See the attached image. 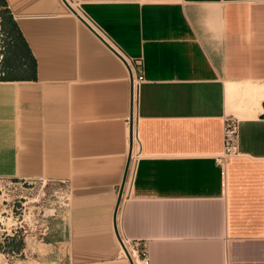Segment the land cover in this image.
<instances>
[{
  "label": "crops",
  "instance_id": "1",
  "mask_svg": "<svg viewBox=\"0 0 264 264\" xmlns=\"http://www.w3.org/2000/svg\"><path fill=\"white\" fill-rule=\"evenodd\" d=\"M1 1L21 37L7 50L3 38L0 180L65 185L70 198L34 258L131 264L115 224L132 148L129 70L63 0ZM77 1L145 78L122 236L150 264H264V0ZM229 119L239 154L224 182Z\"/></svg>",
  "mask_w": 264,
  "mask_h": 264
},
{
  "label": "built area",
  "instance_id": "2",
  "mask_svg": "<svg viewBox=\"0 0 264 264\" xmlns=\"http://www.w3.org/2000/svg\"><path fill=\"white\" fill-rule=\"evenodd\" d=\"M70 5H73V3L78 2L77 0H66ZM80 13L79 16L86 22V24L94 31L96 32L105 42L107 41L109 43V46L112 48V50L120 57V59L125 63L127 66V69L129 70V75L131 78V95H132V111L131 114L128 118V123L130 124L131 127V132H132V144H131V151L129 153V162H128V168L126 171V179H124L122 185L119 188V198L120 202H117V208H116V215H115V224L117 228V234L119 236V240L121 242V247L126 255L125 248L128 250L130 256L132 257L133 261L135 264H150V257L148 251L143 248L141 251H139V243H132L129 240H126L122 234L120 233V225H121V218H122V213L123 209L125 206V203L131 198L132 196V191L134 187V181H135V176H136V170H137V164L141 158L142 155V146H141V139L139 135V118L136 113V100H137V92L142 83L145 82L144 76L138 75L137 77L134 76L133 73V65L134 63L132 60L128 59L121 51L120 49L113 44L110 40H108L105 35L103 34L102 30L96 26V24L90 20V18H87V16L82 12L80 5H78ZM1 22L2 20L0 19V42L1 45H3V38L4 35L2 33V28H1ZM107 43V44H108ZM4 57V46L0 47V62L2 61ZM238 141H239V122L236 119H229L225 123V128H224V152L218 157V162L219 165L221 166L222 169V176L224 179V182L227 179V174H228V167L230 165L231 160L236 157L239 154L238 150ZM2 182H6V186L9 185H15V186H31L37 182L35 181H28V180H23V181H13V180H1ZM122 190V193H120ZM20 199H23L21 197ZM25 199V198H24ZM69 195L64 194L61 196V203L52 210H48V215L50 217H55L61 210L66 208L69 203ZM24 206L25 203L22 202V200L18 201V203H14L12 206L10 213L8 211H5L6 218L8 220H14V224H12L10 231L8 234L5 235L3 238V241H6V244H8L12 240H18L22 239L24 237L22 229L24 228L23 224V219L24 218ZM4 214V212H3ZM44 216H45V211H44ZM38 223V222H37ZM38 230V226L36 227V231ZM49 231V228L47 225H44L41 227V231L39 234V238H44ZM127 256V255H126Z\"/></svg>",
  "mask_w": 264,
  "mask_h": 264
},
{
  "label": "rangeland",
  "instance_id": "3",
  "mask_svg": "<svg viewBox=\"0 0 264 264\" xmlns=\"http://www.w3.org/2000/svg\"><path fill=\"white\" fill-rule=\"evenodd\" d=\"M73 5H75V9H79L78 5L80 4L78 2L73 3ZM1 46L3 45L0 42ZM5 184L6 182L0 180V264H56L36 261L34 258L35 253H33L31 246L40 241L39 234L41 227L47 225L48 221L52 218L48 215V210H52V208L62 202L61 196L67 194L68 189L65 185H43L41 182L24 187L15 185L6 186ZM21 197L23 199H20ZM20 200L25 203L24 218H22V225L24 226L22 232L24 237L17 241H24L26 247L23 251V256L19 255L16 251L12 252L9 249V245L6 244V241H3V238L8 234L12 224L15 222L14 220H8L6 218L5 211L11 214L10 210L12 206ZM37 226L38 230L36 231Z\"/></svg>",
  "mask_w": 264,
  "mask_h": 264
},
{
  "label": "trees",
  "instance_id": "4",
  "mask_svg": "<svg viewBox=\"0 0 264 264\" xmlns=\"http://www.w3.org/2000/svg\"><path fill=\"white\" fill-rule=\"evenodd\" d=\"M2 3L3 2L0 0V16H1L2 25H3V35L5 38V49L7 50V48H8L7 42L10 43L11 41H13L16 44V42H19L21 34L19 32L17 24L13 20V17L11 15L10 11H8L5 8L6 5H4ZM17 44L18 45L15 46V48H13V55L15 53L23 52V50L20 48L21 46H19V43H17ZM35 64L36 65L34 67L35 68L34 73L36 75L37 63L35 62ZM1 67H2V65H0V68ZM10 79H12V78L8 74L0 76V81H11ZM17 242H18L17 240H12L7 244V245H9V249H11L12 252L21 250L22 247ZM21 242L24 244L23 240Z\"/></svg>",
  "mask_w": 264,
  "mask_h": 264
},
{
  "label": "water",
  "instance_id": "5",
  "mask_svg": "<svg viewBox=\"0 0 264 264\" xmlns=\"http://www.w3.org/2000/svg\"><path fill=\"white\" fill-rule=\"evenodd\" d=\"M63 2L65 3V5L68 7V9L73 13V14H75L81 21H83L84 23H86L80 16H79V14L70 6V4L66 1V0H63ZM126 177V176H125ZM126 179V178H125ZM120 193H122V190H121V192ZM120 202V199L118 200V203ZM125 252H126V255L128 256V258H129V260H130V262H131V264H135L134 263V261H133V259H132V257L130 256V254H129V252H128V250L125 248Z\"/></svg>",
  "mask_w": 264,
  "mask_h": 264
},
{
  "label": "bare ground",
  "instance_id": "6",
  "mask_svg": "<svg viewBox=\"0 0 264 264\" xmlns=\"http://www.w3.org/2000/svg\"><path fill=\"white\" fill-rule=\"evenodd\" d=\"M70 6H71V5H70ZM71 7L74 9V6H71ZM74 10H75V9H74ZM76 10H77V9H76ZM76 10H75V11H76Z\"/></svg>",
  "mask_w": 264,
  "mask_h": 264
}]
</instances>
